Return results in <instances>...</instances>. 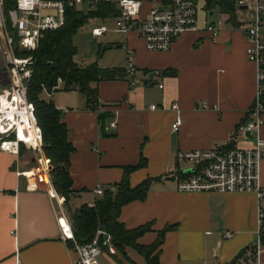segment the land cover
<instances>
[{"label": "crops", "instance_id": "0c3cea01", "mask_svg": "<svg viewBox=\"0 0 264 264\" xmlns=\"http://www.w3.org/2000/svg\"><path fill=\"white\" fill-rule=\"evenodd\" d=\"M160 1L144 0L143 14ZM213 13L205 6L198 29L186 31L169 51L148 50L135 32L123 35L117 46L134 49L139 82L135 87L127 78L93 83L98 94L95 109L79 90L42 95L62 111L74 147L67 211L91 205L99 198L97 185L116 187L126 167L146 161L130 172L129 180L135 187L152 179L148 195L125 204L119 218L128 229L151 225L138 239L144 245L173 226L159 247L161 264H229L237 257L236 264H264V246L258 256L252 249L258 229L256 193L178 190L179 177L193 168L192 161L178 159L180 151L254 145L251 135L236 129L254 103L257 67L247 56L242 27L231 23L218 34L207 30ZM3 66L0 50V71ZM115 67L125 69V63ZM175 103L182 116L176 131ZM100 113L106 114L103 130ZM114 118L118 127L112 131L108 124ZM27 156L23 151L17 159L0 149V264H76V252L59 227L56 199L44 186L29 190L26 178L17 173L35 166L32 155ZM227 232L232 236L226 237ZM126 251L137 264H148L136 250ZM118 255L101 257L106 264H119Z\"/></svg>", "mask_w": 264, "mask_h": 264}, {"label": "built area", "instance_id": "2783aa9c", "mask_svg": "<svg viewBox=\"0 0 264 264\" xmlns=\"http://www.w3.org/2000/svg\"><path fill=\"white\" fill-rule=\"evenodd\" d=\"M199 1L170 0L165 4L161 0L160 3H153L143 14L144 0H16L15 7L9 11L5 9L4 0H0V50L4 61L0 71V149L17 159L23 151L32 153L35 166L17 173L26 178L29 190L44 186L50 196L56 199L59 205V227L63 237L73 244L76 264H102L101 256L116 255L118 249L112 235L101 227L90 242L81 244L76 240L72 219L64 207L65 197L60 196L53 185L52 164L44 151L43 130L38 122L36 106L28 94L36 60L33 55L22 56L18 51H35L46 31L65 25L69 8L95 9L103 3L117 8L119 13L115 29L118 32L124 35L137 33L150 51H169L186 31L198 29ZM236 1L238 8L249 13L248 22L238 23L247 37V56L257 67L255 100L248 118L236 131L251 135L254 145L180 151L178 159L192 161L193 168L186 172L188 174L184 178L176 176L179 177V191L256 193L258 229L253 250L258 256L264 246V185L261 183V163L264 160V0ZM231 23L228 19H218L209 23L207 30L218 34ZM106 31V25L92 29L93 35L97 37L103 36ZM122 48L126 54L127 79L130 86L135 87L139 82L136 78L138 67L135 51L128 44H122ZM58 85H63L61 78L58 79ZM159 86L163 87L162 84ZM151 108L155 109L156 105H151ZM172 108L178 113L172 125L176 131L182 123V116L177 103ZM108 127L112 131L116 130L118 119L111 120ZM109 189L115 191L116 187ZM105 190L102 185H97L94 192L101 197ZM225 236L231 237L232 233L227 232Z\"/></svg>", "mask_w": 264, "mask_h": 264}, {"label": "trees", "instance_id": "16d2710c", "mask_svg": "<svg viewBox=\"0 0 264 264\" xmlns=\"http://www.w3.org/2000/svg\"><path fill=\"white\" fill-rule=\"evenodd\" d=\"M15 2L16 0H4L5 9L9 11L14 8ZM163 2L168 4L170 0H163ZM205 2L209 12L219 8L222 12L230 13L232 22L239 26V23L235 21L236 0H205ZM84 10L69 8L65 25L55 30L46 31L35 51H18L19 55H33L36 60L28 94L36 106L38 122L44 135V151L53 166L51 170L53 185L57 192L65 197L68 208L73 193L69 167L70 154L74 147L69 140V129L62 121V111L53 100L47 101L42 95L44 92L54 93L60 89L79 90L87 97L89 107L95 109L98 107V94L97 89L92 86L93 83L101 80L127 78L123 68H104L98 62L80 64L76 61L78 47L74 43V37L78 30L91 18L116 17L119 13L115 6L104 3L98 4L95 9ZM59 78L63 80V85L60 87L58 85ZM105 117L106 114L100 113L102 130L105 128ZM145 164L146 161L142 159L137 166L126 167L125 175L116 186L115 191L106 189L104 195L95 200L94 205L83 204L79 209L72 211L70 217L75 238L79 243L90 242L101 227L112 235L118 254H121L132 264L137 263L129 257L127 248L136 250L148 264H161L159 247L165 231L173 226L161 232L160 238L156 242L144 245L139 243L138 239L151 230V225L148 223L128 229L119 218L125 204L135 200H144L148 195L152 179H147L135 187L130 185L129 180L130 172ZM187 174L183 175L187 176ZM69 242L72 246V242L70 240ZM253 253L255 254L254 250ZM237 258L229 264H236ZM118 262L123 264L120 259Z\"/></svg>", "mask_w": 264, "mask_h": 264}, {"label": "rangeland", "instance_id": "374dc122", "mask_svg": "<svg viewBox=\"0 0 264 264\" xmlns=\"http://www.w3.org/2000/svg\"><path fill=\"white\" fill-rule=\"evenodd\" d=\"M204 5L206 6V2L203 3V1L200 0L198 20L205 12ZM80 10H84V8L80 7ZM235 14L236 22L249 21V13L247 10L237 7ZM209 18L211 21H216L218 19H228L232 22L231 14L222 12L220 9H215L213 15H209ZM100 25H106L108 31H106V33L101 37L94 36L92 34V29ZM115 28L116 17H95L89 19V21L78 30L76 36L74 37V43L78 47V53L75 57L76 61L80 64L98 62L100 66L108 68L119 66L124 63L126 65L125 51L123 48L117 46L118 42H120V38H122L124 34L118 32ZM31 155L32 153H29V156ZM29 156H27V158ZM64 206L68 209L66 203ZM68 211V214L71 216L73 210L69 209ZM120 255L121 254L118 255V259H120L123 264H132L128 259ZM100 261L103 264H106L103 257H101Z\"/></svg>", "mask_w": 264, "mask_h": 264}, {"label": "water", "instance_id": "95a60500", "mask_svg": "<svg viewBox=\"0 0 264 264\" xmlns=\"http://www.w3.org/2000/svg\"><path fill=\"white\" fill-rule=\"evenodd\" d=\"M211 14H212V12H211ZM153 74V73H152ZM151 77H152V75H151ZM53 169V166L51 165V170Z\"/></svg>", "mask_w": 264, "mask_h": 264}]
</instances>
